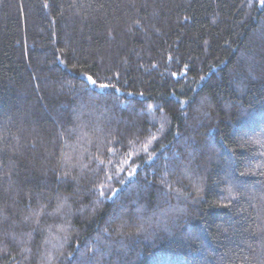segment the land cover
<instances>
[{
  "label": "trees",
  "instance_id": "16d2710c",
  "mask_svg": "<svg viewBox=\"0 0 264 264\" xmlns=\"http://www.w3.org/2000/svg\"><path fill=\"white\" fill-rule=\"evenodd\" d=\"M0 264H264V4L0 0Z\"/></svg>",
  "mask_w": 264,
  "mask_h": 264
},
{
  "label": "snow or ice",
  "instance_id": "6c2138e0",
  "mask_svg": "<svg viewBox=\"0 0 264 264\" xmlns=\"http://www.w3.org/2000/svg\"><path fill=\"white\" fill-rule=\"evenodd\" d=\"M260 2H261V4H264V0H260ZM88 79H89V81H90L91 83H93V84L96 83L94 80H92L91 77H89ZM100 87H105V85H101Z\"/></svg>",
  "mask_w": 264,
  "mask_h": 264
}]
</instances>
